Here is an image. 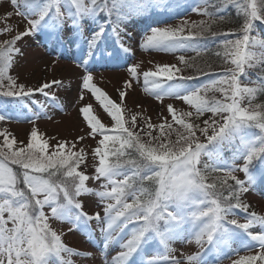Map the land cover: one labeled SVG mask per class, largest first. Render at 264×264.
I'll use <instances>...</instances> for the list:
<instances>
[{
    "label": "snow or ice",
    "instance_id": "6c2138e0",
    "mask_svg": "<svg viewBox=\"0 0 264 264\" xmlns=\"http://www.w3.org/2000/svg\"><path fill=\"white\" fill-rule=\"evenodd\" d=\"M185 3L10 0L15 14L24 17L28 27L0 30V34L16 32L0 42V97L16 98L23 108L27 107L26 98L37 92L48 96L46 90L62 83L53 80L26 88L9 74L15 58L22 55L17 42L43 32L56 47L77 46L85 71L82 89L94 96L114 123L107 127L93 114L92 104L80 108L90 129L87 135L101 137L93 151V176L81 170L87 153L83 148L75 150V143L58 141L50 151L49 140L36 127L28 143L20 142L22 146H17L7 130L0 132L4 138L0 144V264H74L66 257L92 255L68 246L63 232L53 228L50 220L67 222L68 231L90 235L94 221L103 238V264H185L172 255L176 250L170 246L180 239L194 242L199 249L185 254L187 264H213L209 257L219 260L226 249L238 255L240 249L232 248L237 241L249 251L251 242H256L260 251L239 256L231 264H264V215L250 211L251 205L242 200L250 186L264 184V100L258 99L264 96V36L257 30L258 22L264 24V0H197L193 11L207 19L183 20L175 27L150 26L144 49L193 51L196 56L180 55L183 67L157 64L142 73L139 64L131 65L127 69L131 79L125 81V88L142 76L146 93L161 103L165 97L181 100L194 111H178L170 103L166 107L171 122L165 117L155 125L147 122L149 117L138 131L140 114L126 119V91L119 92L118 103L93 82L90 69L98 57L116 59L121 52L130 51L123 37L131 16L153 10L171 12ZM229 7L240 18L238 27L228 32L213 30L230 20L221 15ZM12 15L8 12L5 17ZM109 34L119 41L118 47L108 45ZM217 37L223 39L213 52L209 45ZM205 54L230 66L213 75V61L205 60L203 66L197 62V57ZM189 70L191 74L185 75ZM251 72H255L254 78ZM200 76L209 78L199 83ZM79 99H84L83 92ZM206 113L211 116L200 121ZM193 117L200 123L193 122ZM9 118L0 112V121ZM225 150L232 152L231 163L223 158ZM236 172H243L245 179ZM90 179L103 183L93 189L86 183ZM89 195L99 198L102 212L85 211L80 198ZM235 209L246 213L244 222L234 218ZM255 227L260 231H252ZM114 243L120 250L109 259L107 249Z\"/></svg>",
    "mask_w": 264,
    "mask_h": 264
},
{
    "label": "rangeland",
    "instance_id": "374dc122",
    "mask_svg": "<svg viewBox=\"0 0 264 264\" xmlns=\"http://www.w3.org/2000/svg\"><path fill=\"white\" fill-rule=\"evenodd\" d=\"M16 9L10 4V0H0V30L5 27H12L16 31H22L27 25L24 17L15 14ZM12 12L10 19L5 17V14ZM158 26L171 25L173 27L181 24L183 20L191 22H199L206 17L198 14L195 11L183 16L175 22H168L162 16H159ZM156 17L148 19L143 15L137 21L130 22L125 25L127 35L123 37V43L130 48L128 53L121 52L120 58H99L91 65V71L94 75V83L104 90L113 100L120 103L119 92L126 91V96L123 101V106L126 109V119L131 115L139 113L137 123L145 124L147 118L155 125H159L167 117L171 122V115L167 111V105L173 104L178 111H194V109L181 100L165 97L163 103L156 99V97L146 93L143 87V78L141 76L139 82L133 81L131 88H125V81L131 79L128 67L139 64V71L154 69L157 64H176L178 67H183L180 64L178 57L184 55L182 51L165 52L157 50H146L142 47L145 37L150 34V26L157 24ZM155 22V23H152ZM149 23H151L149 25ZM16 32L0 34V42L11 39ZM111 47H118L119 41L109 34L107 41ZM17 46L21 48L22 55L15 58L13 67L9 70V74L16 77L17 83H23L27 87H38L43 82L59 80L62 83L54 85L45 96L39 92L32 97L25 99L27 107H19L17 104L5 107L1 112H6L10 117L5 121H0V132L7 130L17 140V146H22L30 140V132L36 127L39 132L43 134L45 139L49 140L50 151L51 146L58 141H67L70 144L75 143L76 149L83 148L87 153L85 164L81 165V170H84L87 175L93 176L95 169L92 167L93 151L97 146V141L101 138L98 135L90 137L87 133L90 131L86 125L80 112V108L87 105H93V114L107 126L111 127L114 123L106 111L102 108L94 96L87 90H83L81 86V78L85 74L83 66L80 64V53L76 45H65L63 47H56L51 44L44 33V35H31L24 37L17 42ZM188 57L187 55H185ZM190 57V56H189ZM230 66V65H228ZM186 73V74H185ZM184 74L188 75L191 71H186ZM83 92L84 99L80 100L79 96ZM211 95V94H210ZM53 97L55 99H53ZM10 98V97H9ZM1 100L6 98L0 97ZM29 108L32 110L29 111ZM33 114L39 116L35 118ZM211 113H206L200 118V121L207 119ZM193 117V122L200 123ZM84 136V140L78 138ZM3 136H0V144L3 143ZM238 177L245 179L242 172ZM89 187L99 189L103 181L89 180L86 182ZM253 187V186H252ZM264 187L257 186L254 188L252 196L253 202L257 205L261 215H264ZM85 203V210L101 211L103 204L99 198L94 195L81 198ZM100 204V207H97ZM46 208V212H49ZM53 228L63 232L64 242L75 248L79 252H90L91 256L82 257L72 255L66 257L71 259L74 264H103L104 252L102 248V236H99L96 243L88 242V238H84L87 232L84 231H68L70 227L67 222L50 220ZM100 233V231H99ZM101 234V233H100ZM182 240L180 245H177L174 255L178 258L185 257L184 248H193L195 245ZM256 250L246 255H254ZM112 256L108 255L111 259ZM232 262V261H231ZM231 262L227 264H231ZM259 264V262H257Z\"/></svg>",
    "mask_w": 264,
    "mask_h": 264
},
{
    "label": "trees",
    "instance_id": "16d2710c",
    "mask_svg": "<svg viewBox=\"0 0 264 264\" xmlns=\"http://www.w3.org/2000/svg\"><path fill=\"white\" fill-rule=\"evenodd\" d=\"M197 5V0H186V3L184 4L183 7H181L180 9H177L175 11H156V10H153L151 13L149 14H137V15H133L130 17V19H128L126 22H125V25L130 23V22H134V21H137L139 18H141L143 15L147 16L148 19H151L152 17H156V21H161L160 19L158 20L159 16H162L163 18H165L166 20H168V22H175L177 21L178 19L182 18L183 16L189 14L190 12L193 11V8L196 7ZM221 15H226L228 17H230V20H226L225 22H222V23H219L217 26L214 27L213 30H221V31H225V32H228L229 30L231 29H234L236 27H238L239 23H240V18L237 17L236 15V11L235 9L229 7L227 9V11L225 13H221ZM155 22H152V23H155ZM151 23H149L150 25ZM124 25V27H125ZM152 26H158V24H155V25H152ZM258 32L260 33L261 36H264V24H259L258 22ZM36 35H44L43 32L41 33H38ZM85 36L88 35L87 31H85L84 33ZM111 36V34H110ZM228 38H235V36H229ZM223 39V37H217V38H214L213 39V42L209 45V47L212 49V51H216L218 50L217 48V45L219 43V41ZM184 55H187L188 57H194L196 56V53L193 52V51H187V52H183ZM205 60H210V61H213L214 62V69H215V72L213 73V75H219L221 74L222 72V69L224 67H227L228 65H223L221 61H219L217 58H215L214 56H211V55H208V54H205L203 55L202 57H197V62H199L202 66L204 64V61ZM191 71V70H189ZM257 71H259V69H257ZM186 74V73H185ZM191 74V73H189ZM250 75L254 78L255 77V72H251ZM208 76H200L199 79H198V82L199 83H203V82H206L208 80ZM193 83H196L195 81ZM217 96H219V94H216ZM259 100H264V96L262 97H258ZM17 104L16 103V98H6L5 100H1L0 99V112L5 108V107H8V106H12V105H15ZM32 109L29 108V111H31ZM34 115V114H33ZM138 127H137V130L139 131L140 128L144 127L145 124H140V123H137ZM174 127H176V125H174ZM258 131V130H256ZM154 135L157 134L155 131L153 133ZM199 135V133H197ZM175 138V136L173 135V139ZM145 139H147V137H145ZM223 158L225 161H227L228 163H231V156H232V152L230 150H225L223 152ZM239 163V161H238ZM238 173H242V172H236L235 174L238 176ZM239 174V175H240ZM214 175H222V173H215ZM229 183H233V181H229ZM257 186H261V187H264V184L262 183H257L255 186H250V191L243 194L242 196V200L245 202V203H248L251 205V208H250V211H256L258 214H261L259 212V209L257 207V205L253 202V200H250L252 199V196L254 197L255 195L253 194V191L254 188H256ZM264 190V188H263ZM226 194V193H225ZM82 198V196H81ZM80 198V199H81ZM255 198V197H254ZM264 198V197H263ZM171 210V209H169ZM86 211V210H85ZM235 212V217L234 218H237L240 220V222H244V218L246 216V213L242 212L241 210L239 209H235L234 210ZM91 235L89 234V232L86 233V235H83L84 238H88V242H94L96 243V239L99 237L98 235V232H99V229L97 228L95 222L93 221L92 224H91ZM252 231L254 232H259L260 229L258 227H255L252 229ZM101 236V235H100ZM118 238V237H117ZM243 240L245 241H248L249 238L246 237V236H243L242 237ZM182 240L183 239H180V240H176V241H173L171 243V247L174 248L176 247L177 245H180L182 243ZM102 242H103V239H102ZM252 244V249L249 251V250H245L241 247V244L239 243V241H237L236 243H234L232 245V248L233 249H240L239 252H238V255L233 252L231 249H226L224 253H222L220 255V258L219 260L216 259L215 256H212V257H209L210 260L213 261V264H227L229 262H231L232 260L234 259H237L239 256H243V255H246V254H250L251 252L253 251H256V250H259V245L256 243V242H251ZM190 245V243H189ZM191 245H195L193 248H184L185 251V254H192V253H195L197 251H199L198 249V246L192 242ZM208 246L205 245V248H207ZM176 250V248H174ZM119 247L118 245H116L115 243L113 245H110L109 248L107 249V253L108 255L110 256H114L116 255V253L119 251ZM160 251L162 252V249H160ZM173 256L174 255V252L172 253ZM176 257V256H175ZM177 259H181V260H184L185 261V264H187L186 260H185V257L184 258H178L176 257Z\"/></svg>",
    "mask_w": 264,
    "mask_h": 264
}]
</instances>
